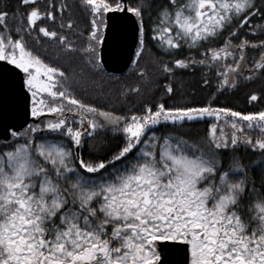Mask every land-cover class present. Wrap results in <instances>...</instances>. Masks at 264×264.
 I'll use <instances>...</instances> for the list:
<instances>
[{"label": "snow or ice", "instance_id": "6c2138e0", "mask_svg": "<svg viewBox=\"0 0 264 264\" xmlns=\"http://www.w3.org/2000/svg\"><path fill=\"white\" fill-rule=\"evenodd\" d=\"M261 77L264 0H0V264H264Z\"/></svg>", "mask_w": 264, "mask_h": 264}, {"label": "trees", "instance_id": "16d2710c", "mask_svg": "<svg viewBox=\"0 0 264 264\" xmlns=\"http://www.w3.org/2000/svg\"><path fill=\"white\" fill-rule=\"evenodd\" d=\"M43 43L48 44V46L51 48L53 45L47 41V38L44 39ZM155 51V49H153ZM254 56H258L256 53L249 52V60ZM150 62V53H145V60L141 63H148ZM59 63L64 64V61H59ZM68 72L70 75L76 74L79 75V67L75 64L68 65ZM107 74H113L108 71H106ZM120 74V73H119ZM116 74V75H119ZM103 78L106 79V76L104 74H101ZM108 87H116L115 85H108ZM191 91V89H189ZM251 91H257L262 92L264 91V77H261L259 79H255L252 82L247 83L246 85L242 84L240 88L236 89L234 92L229 91L225 93L223 96L219 97V101L221 103H227L235 105L238 108L247 109V110H259V108L264 107V100H260L258 102H253L251 104L248 103L246 96L250 94ZM207 95V90H201L197 89L195 95L191 96L190 99L193 101H201L205 98ZM115 103V101H112ZM196 129L194 128L192 130V134L195 135ZM107 135L111 136V133H108ZM258 159V157H257Z\"/></svg>", "mask_w": 264, "mask_h": 264}, {"label": "water", "instance_id": "95a60500", "mask_svg": "<svg viewBox=\"0 0 264 264\" xmlns=\"http://www.w3.org/2000/svg\"><path fill=\"white\" fill-rule=\"evenodd\" d=\"M111 16V14H110ZM111 23V21H110ZM132 45L130 26H125L122 30L121 40L119 43H114L113 37L109 36L108 44L111 47V54L105 57L108 67L106 71L119 74L127 60ZM23 111V100L17 101L14 97L9 96L5 101L3 112H0V119L4 122L12 121L18 113Z\"/></svg>", "mask_w": 264, "mask_h": 264}]
</instances>
